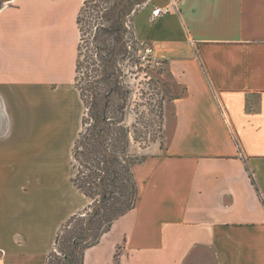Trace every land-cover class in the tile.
<instances>
[{
    "label": "crops",
    "instance_id": "1",
    "mask_svg": "<svg viewBox=\"0 0 264 264\" xmlns=\"http://www.w3.org/2000/svg\"><path fill=\"white\" fill-rule=\"evenodd\" d=\"M84 5L0 7V264H49L61 229L92 205L72 181ZM133 35L188 92L164 101V147L132 169L136 207L83 264H116L119 247L120 264H185L201 246L220 264H264V0H146Z\"/></svg>",
    "mask_w": 264,
    "mask_h": 264
},
{
    "label": "rangeland",
    "instance_id": "2",
    "mask_svg": "<svg viewBox=\"0 0 264 264\" xmlns=\"http://www.w3.org/2000/svg\"><path fill=\"white\" fill-rule=\"evenodd\" d=\"M145 1L131 0V9H140ZM121 7L122 4L117 0H85L79 17L82 44L80 45L77 86L82 92L85 107L83 127L77 138L80 148L75 156L78 160L74 158L73 149V167L75 176L78 175L81 182L89 181L95 193L97 192L95 181L99 172L93 167L92 171L82 167L79 161L81 162L82 154L87 151L85 145L93 139L90 126L93 123L91 115L94 114V109L91 105L90 90L92 87L90 85L102 76L103 61L111 58V53L118 45L122 47L115 57V69H108L109 75L112 73L113 76L99 84L96 92L100 94V104H109L108 117L110 119L105 124L102 123V126L106 129L110 128L113 134L111 136L105 134V140L109 144H117L120 141L121 145L127 147L124 160L128 161L129 165L142 160L145 157L142 151L151 144L160 142L164 147L161 103L163 98L176 96L184 88L171 76L167 63L158 60L155 55L146 61L141 58L145 46L135 40L132 30L125 34L123 43L119 42L118 37H121L123 29L121 24L115 25L114 19ZM133 17L132 14L130 21H133ZM123 19L122 16L121 23ZM114 80H117L118 86L115 85ZM117 88H119L118 92H113ZM122 166L121 169L125 173L124 168L127 166L125 161ZM116 191L115 196L118 198L120 197L119 190ZM99 199L98 196L91 199L92 205L83 214L84 216L76 218L70 226L63 229V232L61 229L55 245L60 254L53 251L52 264H67L61 255V248L65 241L68 239L72 241L80 231L87 236V240L91 239V236L95 239L107 227L108 216H105L106 211L104 210L95 220L89 237L88 232L82 230V226H85L90 215L93 214V207ZM185 264H220V261L214 249L201 246L193 251Z\"/></svg>",
    "mask_w": 264,
    "mask_h": 264
},
{
    "label": "trees",
    "instance_id": "3",
    "mask_svg": "<svg viewBox=\"0 0 264 264\" xmlns=\"http://www.w3.org/2000/svg\"><path fill=\"white\" fill-rule=\"evenodd\" d=\"M114 23L115 25L121 24L122 29L123 30L125 29V26H122L123 23H119L117 16L114 19ZM122 32H121V37H118L119 42L122 41ZM125 34H127V31H125ZM121 48L122 47L121 46L119 47L118 45V47L114 49L113 53H111V58L105 59L103 61L104 67H103L102 76L98 78L97 80H95V82H93L92 85H90L92 87V89L90 90L91 95H92L91 105H92V108L94 109V114L91 115L93 119V123L90 126L91 131L93 133L92 134L93 139L90 142H88V145H85L87 151H85L82 154L81 157H83V159L81 160V162L79 161V164L82 167L89 169L90 171H92L91 168L93 167L94 170H97L99 172L97 179L95 181L97 192L95 193L93 191V188L89 181L81 182L78 175L75 176L72 180L75 187L79 189L87 197L91 199H95V197L98 196L100 198L98 203L101 201L100 207L96 209L92 215H90L89 219L87 220V223H85V226L84 227L82 226V230L87 231L88 237H89L91 232L93 231V225L95 224V220L101 215V212L104 210L106 211L105 216H108L107 227L103 230V232L97 235L95 239H93V236H91V239L87 240V236L84 235L83 231L82 232L80 231L79 235L73 238L72 241H70L69 239L65 241L64 246H62L61 248V255L64 257L65 262L67 264H83L84 251L87 248L92 247L95 244H97L101 236L110 230V227L112 226L114 221L118 220L122 216L126 215L128 212L135 209L137 201H138L139 190H138V185L134 178L132 169L136 163L143 161L144 158L140 161L134 162L131 165H129L128 161L124 160V157H125L124 154L127 151V147L121 145L119 143L120 141L117 144L115 143L109 144L105 140L106 138L105 134H107L108 136H111V134H113L110 128L106 129L105 127L102 126V123L105 124L107 120L110 119L108 117L109 104L108 103H105L104 105L100 104V94L96 92L99 84H101L104 81H107L108 78H110V76L111 77L113 76L112 73L109 75L108 69L109 68L115 69L116 67L115 57L117 56V53ZM163 62L167 63L165 61ZM78 65H79V62H78ZM169 72H170V69H169ZM77 73H78V70H77ZM114 83L115 85H117L118 84L117 80H114ZM118 90L119 88H117V90L114 89L113 92H116V91L118 92ZM187 92H188L187 88L184 87L180 94L176 96H169L168 99L184 97L187 95ZM165 100L166 99L163 98V102L161 103L162 117H163V105H164ZM79 148L80 146H79V139H78L76 140V144L74 146V158L75 159H77L75 155H77ZM123 161H125V164L127 165L126 168H124L125 173H123V170L121 169L123 168L122 166ZM248 170L250 172L251 180L253 184L256 185L257 191L259 192V196L261 197V193H260L258 185L256 184L254 175L250 171L249 168ZM88 184H89V188H87ZM116 190H119L120 197L118 198L115 196L117 192ZM108 203L109 205H107ZM263 204H264V201H263ZM76 218L77 217H72L67 222V224L62 228V232H63V229L65 230L67 226H70L76 220ZM81 245L84 247L81 248L82 247ZM121 248L122 247H119L117 254L115 256L116 264H120L119 256H120ZM52 254L53 252L49 256V262H48L49 264H52V257H53ZM79 257L80 259L78 260Z\"/></svg>",
    "mask_w": 264,
    "mask_h": 264
},
{
    "label": "built area",
    "instance_id": "4",
    "mask_svg": "<svg viewBox=\"0 0 264 264\" xmlns=\"http://www.w3.org/2000/svg\"><path fill=\"white\" fill-rule=\"evenodd\" d=\"M172 11V7L171 6H166V7H156L152 13H151V20L154 21L156 18L160 17V16H163V15H166V14H169L171 13ZM136 12V10L134 9L133 11V15L134 13ZM125 30L129 33L131 30L133 31V21H130V17H127L126 20H125ZM126 40H127V37H126ZM80 44H82V39H81V42ZM128 44V43H127ZM145 48H144V51H140L142 52L143 54L141 55V58L143 60H147V59H150V58H153L154 56V48L152 46H149V45H144ZM149 61V60H148ZM150 62V61H149ZM234 136V135H233ZM235 142H236V145H237V149H238V152H239V155L244 158V153H243V149H242V146H241V143L239 142V140L237 138H235ZM57 247H55L54 251L58 253V250L56 249ZM5 256V251L0 249V260L1 258H3Z\"/></svg>",
    "mask_w": 264,
    "mask_h": 264
},
{
    "label": "flooded vegetation",
    "instance_id": "5",
    "mask_svg": "<svg viewBox=\"0 0 264 264\" xmlns=\"http://www.w3.org/2000/svg\"><path fill=\"white\" fill-rule=\"evenodd\" d=\"M117 2L122 4L121 9L118 10L117 19L120 21L122 16H123V18H124L123 22H124L127 17H131L132 16L133 11H134V10L131 9V5H130L131 0H117ZM3 5L4 4H2L1 0H0V7L3 6ZM119 23H121V21Z\"/></svg>",
    "mask_w": 264,
    "mask_h": 264
},
{
    "label": "water",
    "instance_id": "6",
    "mask_svg": "<svg viewBox=\"0 0 264 264\" xmlns=\"http://www.w3.org/2000/svg\"><path fill=\"white\" fill-rule=\"evenodd\" d=\"M11 1H13V0H1V3L4 4V3H9ZM123 24L125 25V21L123 22ZM124 39H125V29L122 32V43L124 42ZM100 205H101V201L97 205H95V207H93L92 212H94L96 209H98L100 207Z\"/></svg>",
    "mask_w": 264,
    "mask_h": 264
}]
</instances>
